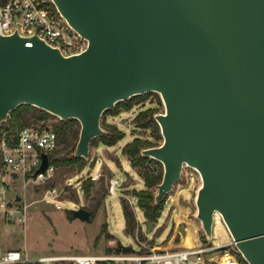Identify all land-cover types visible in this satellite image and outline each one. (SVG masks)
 I'll use <instances>...</instances> for the list:
<instances>
[{
    "label": "water",
    "instance_id": "95a60500",
    "mask_svg": "<svg viewBox=\"0 0 264 264\" xmlns=\"http://www.w3.org/2000/svg\"><path fill=\"white\" fill-rule=\"evenodd\" d=\"M53 2L88 47L64 56L36 36L0 35V126L21 104L74 118L73 155L87 158L105 110L158 93L162 143L141 150L163 167L155 203L183 165L194 168L206 236L218 213L243 259L264 264V0ZM48 165L42 153L34 176ZM72 212L90 218L88 209Z\"/></svg>",
    "mask_w": 264,
    "mask_h": 264
},
{
    "label": "rangeland",
    "instance_id": "374dc122",
    "mask_svg": "<svg viewBox=\"0 0 264 264\" xmlns=\"http://www.w3.org/2000/svg\"><path fill=\"white\" fill-rule=\"evenodd\" d=\"M134 102L136 103L130 109L123 110L120 107L117 114L102 118L101 128L104 134L115 129L124 136L112 146L95 140L89 147L88 157L84 158L85 165L81 170L75 165L74 170L62 172L53 166L44 182L37 183L29 179L30 175L19 174L10 178L1 163L0 249H16L29 256H45L107 255L122 252L116 251L119 244L131 247V253L148 251L149 248L180 251L193 247L203 249V261L219 260L224 255V259H227L229 255L243 264V257L220 215H215L212 237L208 238L204 233L196 216L195 205L201 178L194 168L187 165H183L179 179L161 199L164 206L161 216L156 222H152L150 230L147 231V220L142 210L136 206V193L145 187L143 167L131 166L129 157L122 153V149L136 138L149 142L152 145L149 147L161 144L162 135L155 115L163 113L165 109L160 95L156 92L139 94ZM146 110L150 111L156 125L139 127L138 123L144 122L142 117ZM56 120L55 117H48L38 122L43 121L44 126L53 129ZM160 164L147 165L155 172ZM162 175L163 167L160 182ZM101 182L106 196L94 208L90 200ZM114 182L115 189L112 192ZM86 183L92 184L89 197L83 191ZM156 192L157 187L153 189L154 196ZM17 195L21 197L18 201L15 200ZM74 196L77 198L75 202L72 200ZM122 198L133 207L139 222V231L134 236H130L124 226L120 205ZM79 207L94 210L88 221L69 217V210ZM182 238L186 241V247L182 245Z\"/></svg>",
    "mask_w": 264,
    "mask_h": 264
},
{
    "label": "built area",
    "instance_id": "2783aa9c",
    "mask_svg": "<svg viewBox=\"0 0 264 264\" xmlns=\"http://www.w3.org/2000/svg\"><path fill=\"white\" fill-rule=\"evenodd\" d=\"M17 32L21 37H38L46 45L56 48L64 56L85 51L88 40L78 33L61 15L53 0H6L0 4V35ZM26 45L31 46L30 41ZM56 133L43 121L18 131L17 142L7 146L0 144L2 168L10 178L30 175V180L42 183L53 166L34 176L41 163V154L49 155L55 148ZM115 182L111 191L114 192ZM5 205V204H4ZM3 206V205H2ZM59 208L60 206L57 205ZM203 249L188 248L180 251H159L149 248L148 252H116L107 255L60 254L29 256L16 249H0V264H99L100 262L128 264H240L228 255L219 260H202Z\"/></svg>",
    "mask_w": 264,
    "mask_h": 264
},
{
    "label": "trees",
    "instance_id": "16d2710c",
    "mask_svg": "<svg viewBox=\"0 0 264 264\" xmlns=\"http://www.w3.org/2000/svg\"><path fill=\"white\" fill-rule=\"evenodd\" d=\"M5 1L6 0H0V4H3ZM136 96L139 95H135L123 101H119L110 109L105 110L101 115L100 123L105 115H115L118 112H120L119 109L120 107L123 110L130 109L137 102V101L134 102ZM48 117H55L57 119L53 123V130L56 133L57 147L48 155L49 165L61 169L62 172L74 170L75 165H77L78 169L81 170L85 165V159L83 157H75L73 155L80 131V124L74 118L61 120L55 115H52L41 108L28 104H21L9 113L6 121L3 122L2 125L0 126V144L2 141H4L7 146L14 145L17 142V134L20 129L24 127H29L31 125H35L37 124L38 121L45 120ZM142 119L144 122H139L138 123L139 127L147 128L156 125V122L153 120L152 115H150L149 110L144 111ZM123 136L124 134L122 132L113 129L112 132L110 131L109 133L107 132L106 134H102L91 139L89 143V147L92 145V143L95 140L105 145L112 146L115 145L120 139H122ZM159 136L160 135L158 133V137ZM149 146H152L149 145V142L147 141L144 142L136 138L133 141L127 143L123 147L122 153L126 154L129 157L131 166L143 167L142 175H143L145 187L140 189L136 193V196L138 197L136 206L142 210L144 218L152 223V222H156L158 218L161 216L160 212L163 210L164 206H163V200H160L157 203L154 202V193H153V189L157 187L161 179V174H162L161 164L158 161L149 158L148 156L141 155V150ZM150 163L160 164L159 169H157L154 172V170L151 169L149 165H147ZM0 165H1V152H0ZM91 186H92L91 183L89 184L86 183L83 185V191L86 197L90 196ZM105 196H106V190L104 189V186L101 182L99 189L93 193L90 200L91 203L94 204L93 205L94 208H96L98 204L105 199ZM76 199H77L76 196H74L72 200L75 202ZM120 205L125 220L124 226L126 232L130 236H134L135 232L139 231V222L136 218L134 209L130 205V203L124 198L120 199ZM89 211L91 215L94 210L92 211L89 209ZM69 217L70 218L74 217L72 210H69ZM182 245L185 247L187 246L186 241L183 238H182ZM116 251L133 252V249H131V247H124L121 244H119ZM143 252H148V251L144 250ZM241 261L243 262V264H247L243 259H241ZM99 264H109V263L100 262Z\"/></svg>",
    "mask_w": 264,
    "mask_h": 264
},
{
    "label": "bare ground",
    "instance_id": "6f19581e",
    "mask_svg": "<svg viewBox=\"0 0 264 264\" xmlns=\"http://www.w3.org/2000/svg\"><path fill=\"white\" fill-rule=\"evenodd\" d=\"M215 215H219L218 213H215ZM215 215H214V218H215ZM191 248H193V247H191Z\"/></svg>",
    "mask_w": 264,
    "mask_h": 264
}]
</instances>
